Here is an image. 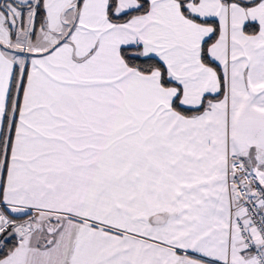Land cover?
<instances>
[{
  "label": "snow or ice",
  "instance_id": "6c2138e0",
  "mask_svg": "<svg viewBox=\"0 0 264 264\" xmlns=\"http://www.w3.org/2000/svg\"><path fill=\"white\" fill-rule=\"evenodd\" d=\"M0 264H264V0H0Z\"/></svg>",
  "mask_w": 264,
  "mask_h": 264
}]
</instances>
